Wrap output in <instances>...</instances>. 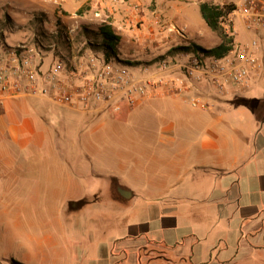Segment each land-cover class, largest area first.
Masks as SVG:
<instances>
[{
    "label": "crops",
    "instance_id": "obj_1",
    "mask_svg": "<svg viewBox=\"0 0 264 264\" xmlns=\"http://www.w3.org/2000/svg\"><path fill=\"white\" fill-rule=\"evenodd\" d=\"M89 1L30 0L31 9L25 13L43 14L51 22L55 15L74 19ZM172 1L116 0V24L131 29L141 19L156 30L159 23L172 22L167 16ZM213 94L212 88L202 92L212 104L209 109L193 107L187 95L144 100L121 111L106 107L85 111L79 105L60 106L42 100L50 112L91 115L94 121L103 112L118 116L117 125L105 134V153L115 162L99 173L78 164H57L39 174L36 182H19L13 170L16 154L7 150L8 142L1 139L0 146L5 148H0V170L8 181L0 182V202L9 204V191L19 188L29 194L37 192L38 204H56L58 216L64 215L65 221L69 218L66 225L74 232L77 213L69 216V212L97 201L104 189L105 199L112 203L104 210L105 240L85 249L78 247L76 234V243L67 242L61 227L49 229L46 214L40 213L42 207L33 208L30 196L27 204L19 207L21 212L13 215L17 214L12 219L14 226L8 223L7 229L38 227L46 235L56 234L57 238L45 239L54 264H115V254L131 250H126L127 242L133 244L131 247L139 245L138 249L146 242L158 245L166 253L179 254L188 264H264V83L257 81L246 90L232 88L224 96ZM1 100L4 104L6 99ZM185 104L196 113L182 114ZM242 105L251 108L253 120L251 127L240 133L236 122L241 116L226 113ZM144 110L162 113L157 114V131H127L125 122ZM0 124H4L1 131L12 134L15 130L7 117H0ZM17 130L20 132L11 142L16 141L22 149L36 142L38 132L33 121L23 122ZM22 154L44 157L36 150ZM8 206L12 205H6L1 213L11 212ZM32 210L35 217L29 215ZM162 261L179 264L171 259Z\"/></svg>",
    "mask_w": 264,
    "mask_h": 264
},
{
    "label": "rangeland",
    "instance_id": "obj_2",
    "mask_svg": "<svg viewBox=\"0 0 264 264\" xmlns=\"http://www.w3.org/2000/svg\"><path fill=\"white\" fill-rule=\"evenodd\" d=\"M170 6L167 16L186 37L174 34L170 40L156 46V39L153 37L152 29L147 27L143 20L139 19L132 25L131 29L126 28L124 30V34L121 37L123 41L115 45L113 41L104 40L103 37H100L96 25L79 19L76 22L79 24L76 30V40L78 42L88 40L91 46L99 51L103 49V44L116 46L114 56L118 57L121 61L132 64L139 62L152 63L154 62L152 60L154 56L168 53L169 50L177 46L188 45V43L195 42L205 48H213L221 43L219 35L211 29L203 18L198 4L189 3L184 0H174ZM30 9V0H0L1 40L13 45L22 40L32 41L36 36L51 37V35L47 34V29L52 25L63 24L64 21L67 24H71L75 23L74 20H76L70 18L62 19L55 15L52 19L53 22H51L43 14H34V12L25 13V11L29 12ZM14 22L19 24V26L15 25ZM139 36L142 37V41L138 40ZM176 52L173 51L169 55H176ZM42 100L44 99L22 96L6 98L4 104L0 103V117H7L11 123L15 124V130L12 134L9 130H0V140L2 139L3 142L6 140L8 142L7 150H12L16 154L13 161V170L17 173L16 181L22 182L23 179H28L29 181L36 182L38 181L39 174H44L43 171L49 167H55L57 164L63 167L78 164L82 168H91L94 169L95 173H99L105 170V166L115 162L105 153V134L109 133L112 126L117 125L116 119L118 116L105 115V112H103L94 121L91 115H82L74 112H50ZM2 101L0 99V102ZM249 103L252 104V101H249ZM5 106L7 107L5 108ZM181 112L187 116L196 113L195 110L186 104L183 105ZM158 113L162 114L158 110L141 111L130 116L127 122H125L124 127L131 133L136 129V131L142 130L143 132L157 131ZM227 114L229 116L234 114L241 116V119L236 122L240 128V133H243L245 129L250 128L252 125L253 114L250 107L242 105L233 108ZM27 120L33 121L38 135L36 142H31L29 146L22 149V146L16 143V141L11 142V138H15V135H18L20 132V130L16 131V126H20ZM0 125V128H2L4 124ZM0 148L5 147L0 146ZM29 150L44 153V157L35 156L27 158L22 152ZM27 167L30 170H26ZM6 181H8V178H4L3 171L0 170V182ZM9 193L10 203L3 204L0 202V264H14L12 263V258H16L25 264H54L53 253L49 249L45 239L47 236L49 240L57 238L56 234L51 233L46 235L38 227L29 228L26 231L16 230L15 228L14 231L10 230L12 228L7 229L8 223L14 226L12 219H15V216L19 214L18 212H21L18 210L19 207L27 204L28 196H30L32 207L34 206L36 209L38 206L42 207L40 213L46 214L45 219L48 221L49 229L55 231V226L61 227L65 233L64 236L67 238V242L71 244L76 243L73 238L75 234L78 239L77 245L80 248H86L91 245L95 246L102 240H105V223L107 222H105L104 210L105 205L111 208L110 205L112 203L105 199L104 189L100 190L97 201H89L86 205L79 206L80 208L69 212V216L77 213L74 220L76 224L74 232L68 226L69 218L65 217V221L63 220L64 215L63 218L62 216H58L56 204H49V202L41 205L38 204L39 195L37 192L30 191L29 194L27 190L19 188L15 191H9ZM44 196L45 194L42 195V197ZM6 205H12L8 206L11 212L1 213V209L5 208ZM15 213L17 214L13 217ZM29 215L35 217L36 213L32 210ZM90 216L92 217L89 218ZM66 223L68 224L66 225ZM107 234L110 236L117 235L116 232H108ZM60 242L64 244L63 239ZM146 244L138 249L139 245L131 247L133 246L132 243H125L126 250L131 249L136 250V252L130 250L125 253L115 254V264L168 263L162 261L163 258L157 259L161 261L149 262L151 257L157 256L159 253L157 250L154 251V248L157 249L154 244L147 242ZM164 256V258L171 259L173 262L177 261L179 264H188L187 262H183L184 258L179 256V254L165 252ZM187 256L185 255V258Z\"/></svg>",
    "mask_w": 264,
    "mask_h": 264
},
{
    "label": "built area",
    "instance_id": "obj_3",
    "mask_svg": "<svg viewBox=\"0 0 264 264\" xmlns=\"http://www.w3.org/2000/svg\"><path fill=\"white\" fill-rule=\"evenodd\" d=\"M184 1L211 2L225 11L221 24L233 37L226 54L162 53L152 63L132 64L93 48L88 40L78 42V23L54 24L47 29L51 37L36 36L13 45L0 39V99L28 96L60 106L79 105L85 111L105 107L121 111L144 100L187 95L193 107L209 109L212 104L202 95L205 89L224 96L232 88L246 90L257 81L264 83V0ZM116 3L90 0L74 19L111 26L122 36L124 27L115 20ZM149 28L156 46L174 34L186 37L173 22Z\"/></svg>",
    "mask_w": 264,
    "mask_h": 264
},
{
    "label": "trees",
    "instance_id": "obj_4",
    "mask_svg": "<svg viewBox=\"0 0 264 264\" xmlns=\"http://www.w3.org/2000/svg\"><path fill=\"white\" fill-rule=\"evenodd\" d=\"M200 11L207 24L211 27L213 31H215L219 35L221 43L213 48H205L193 42L188 45L177 46L174 49L169 50V54H172L173 51H177L176 53L186 51L195 53H205L215 56H223L231 49V42L233 40V37L224 30L221 24L225 11L211 2L201 3ZM98 34L100 35V37H103L104 40L113 41L115 45H118L121 41V36L115 34L111 26L108 25H102L98 27ZM115 50L116 46L103 44V49H101L100 51H103L108 55H114ZM155 247H157V249L154 248V250L152 248V250H157L159 254L157 256L151 257L149 262L156 261L159 258H163L162 260H165V251L162 250V247L158 245H156ZM12 263L21 264L15 260H12Z\"/></svg>",
    "mask_w": 264,
    "mask_h": 264
}]
</instances>
